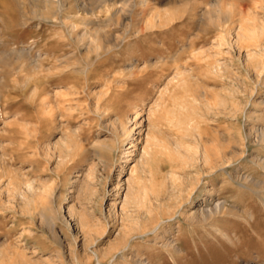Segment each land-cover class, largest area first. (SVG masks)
Returning a JSON list of instances; mask_svg holds the SVG:
<instances>
[{"label":"rangeland","instance_id":"374dc122","mask_svg":"<svg viewBox=\"0 0 264 264\" xmlns=\"http://www.w3.org/2000/svg\"><path fill=\"white\" fill-rule=\"evenodd\" d=\"M213 1L0 0V264H264V53L202 16ZM84 16L111 44L86 49ZM45 54L58 79L31 68Z\"/></svg>","mask_w":264,"mask_h":264},{"label":"bare ground","instance_id":"6f19581e","mask_svg":"<svg viewBox=\"0 0 264 264\" xmlns=\"http://www.w3.org/2000/svg\"><path fill=\"white\" fill-rule=\"evenodd\" d=\"M116 3V2H115ZM218 3V1L216 2V0H214L212 3H210V6H212L213 7V9H211V7H209V8H207V7H205V8H203V10H202V12H201V14H202V16L204 15V16H206L205 18H207V20L211 23V22H213V23H215V25H217L218 27H219V30L223 33L224 31H226L227 30V24H229V23H232L233 25H234V36H235V40H234V42H235V46H236V48L238 49V51H239V53H240V50H244L245 51V53L246 54H249V56H251L250 54H254V53H264V0H238V4L237 3H235L236 5H237V7H236V9H235V11L234 12H231V11H224L223 13H222V9L220 8V7H215V4H217ZM84 4V3H83ZM97 4V3H96ZM101 4H102V2H101ZM113 4V3H112ZM105 5V4H104ZM60 6V5H59ZM118 6V5H117ZM96 7V6H95ZM104 7V6H103ZM109 7V6H108ZM258 8V9H260L261 10V12H262V19H259L260 17L258 16H256V14H255V10L253 9V8ZM58 8H60V7H58ZM62 8H64L65 9V7H63L62 6ZM67 8V7H66ZM113 9V8H112ZM62 10V9H61ZM60 10V11H61ZM89 10H91V9H89ZM103 11V10H102ZM65 12V11H64ZM73 12V11H72ZM76 12V11H75ZM89 13V12H88ZM256 13H258V12H256ZM46 14H49V12H44V15H46ZM72 14V13H71ZM90 14H92V10H91V13ZM65 15V14H64ZM63 16V15H62ZM89 16V15H88ZM57 18H59V17H57ZM64 18H66L65 19V21H66V25L68 24V26H70V27H67V28H72L73 30L75 29L74 27L76 26V23L74 22V20L71 18V15L70 14H67L66 16H64ZM63 18V19H64ZM91 18H93V17H91ZM62 19V18H61ZM98 20V19H97ZM58 21V20H57ZM60 21V20H59ZM58 21V22H59ZM81 21V20H80ZM82 23H83V26H84V28L82 29V31L81 32H73V31H70V32H73V34H74V36L76 37V38H80V39H84L85 41H84V46L86 47V49L87 50H90V49H92L91 48V46L89 45L90 43H94V47L93 48H96V49H98V48H100L102 45H101V41H106V43L108 44H111L110 42H111V36H109V35H105V34H103L102 33V31H101V29L100 28H98V27H93L94 25L93 24H95V25H97L96 24V22H94L92 19H87V17H82V21H81ZM91 24V27L89 26ZM77 27V26H76ZM217 27V28H218ZM230 31V30H229ZM104 33H105V31H104ZM220 34V36L221 35H223V34ZM86 38V39H85ZM113 39V38H112ZM233 39H234V37H233ZM244 51H243V53H244ZM24 53V54H23ZM59 54H45V56H42L41 57V55H40V57H41V59L38 61V62H36V60L34 59V58H30L29 59V61H30V66H31V68L32 69H34L37 65V63H38V66H39V68L41 69V70H43V71H46L45 73L47 74V76L46 75H43V76H46V77H49L48 79H50L52 76H54V78L56 77L55 75H49V73L48 72H50V70L53 72V70H52V68L53 69H60V71H61V68L60 67H58V66H63L62 64L64 63V62H62V61H64L63 60V58H60L59 56H58ZM64 55V54H63ZM69 55V54H68ZM260 55V54H259ZM29 56V55H28ZM248 56V55H247ZM7 57H9L8 56V54H0V61H2L3 59L2 58H7ZM15 59H18V58H29V57H27V54H25V51H23V50H20V51H18V54H14V56H13ZM39 57V56H38ZM48 57H50V58H52L53 59V61H54V63H56L55 65H53V63H45L44 61L45 60H48ZM252 57H254V56H252ZM256 57V56H255ZM50 58H49V60H50ZM249 58V57H248ZM258 59V58H257ZM256 59V60H257ZM26 60V59H25ZM67 60V59H66ZM253 60H255V59H253ZM255 60V61H256ZM217 61V60H216ZM259 61V60H258ZM263 61V60H262ZM48 62V61H47ZM218 62V61H217ZM259 62H261V61H259ZM253 63V62H252ZM256 63H257V61H256ZM263 65V64H262ZM262 65H261V68H262ZM37 66V67H38ZM65 66V65H64ZM255 66H259L258 64L257 65H255ZM21 67L22 66H17V67H12V68H14V69H16V70H18V69H21ZM216 67H217V65H216ZM30 68V69H31ZM63 68V67H62ZM256 68H259V67H256ZM261 68H259V69H261ZM14 69H12V70H14ZM258 69V70H259ZM7 70H10V69H7ZM58 70L57 71H55L56 73H59L58 72ZM11 72V71H10ZM15 73H16V71H15ZM44 73V74H45ZM4 74V73H3ZM12 74V73H11ZM10 74V76H12ZM59 74H61V72L59 73ZM8 76H9V74H7ZM6 75V76H7ZM58 75V74H57ZM69 75V74H68ZM4 76V75H3ZM3 76H0V83L1 82H3ZM62 76V75H61ZM176 76V75H175ZM46 77H43V79L42 80H44V81H47L48 79L46 78ZM58 77L59 76H57L56 78L58 79ZM61 78H59V80H60ZM55 80V79H54ZM53 80V81H54ZM57 81V80H56ZM60 82H62V81H60ZM45 83V82H44ZM55 84V83H54ZM2 85V84H1ZM43 86V85H42ZM2 87V86H1ZM45 87H47V86H45ZM44 87V88H45ZM71 87H73V85L71 86ZM39 88L41 89L42 87L41 86H39ZM44 88H42L43 89V93L45 94V96H44V98H43V100H42V102H41V105L43 106V108L45 109V110H47L48 112L50 111H52V109H54V117H52L51 119H52V122L54 121V122H56L57 120H59L60 121V119L61 118H63L64 117V110H63V108H66V110L67 109H70V106H68V107H65V105H64V103H62L61 101H62V99L64 98V97H62L61 98V100L60 101H55V100H53L55 97H51V96H57L58 94H59V96L63 93H60L59 91H61V90H59V91H54L52 94H50V90L48 91V90H46V89H44ZM48 88V87H47ZM66 88H67V86H66ZM36 89V88H35ZM41 89V90H42ZM69 89H70V87L67 89L68 90V92H69ZM72 89V88H71ZM70 89V90H71ZM77 89V88H76ZM1 90V89H0ZM41 90H40V92H41ZM74 90H71L70 92H69V94H71V92H73ZM1 92V91H0ZM32 92H34V90L32 91ZM59 92V93H58ZM65 92H67V91H65ZM68 92L66 93L67 95H69L68 94ZM31 94V93H30ZM63 94H65V93H63ZM62 94V95H63ZM51 95V96H50ZM61 95V96H62ZM64 96V95H63ZM66 96V95H65ZM2 98H3V96H2ZM68 98V97H67ZM60 99V98H59ZM64 99H66V98H64ZM69 99V98H68ZM68 99L66 100V101H68ZM63 101H65V100H63ZM65 101V102H66ZM72 101V100H71ZM53 105H55V106H53ZM55 107V108H54ZM53 112V111H52ZM67 113H69L68 111H66ZM66 115H68V114H66ZM48 120H50V119H48ZM62 120V119H61ZM141 123V122H140ZM50 124V123H49ZM62 124H61V122H59L58 123V125L56 126V127H58V126H61ZM260 128V127H259ZM250 130V129H249ZM72 132H71V134L70 135H65V136H59V139H58V142H56V144L58 145L57 146V148H58V154L56 155V158H57V160L58 161H63L64 159H66V157H68V156H70V152H71V150H72V137L73 136H76V130L74 131V130H71ZM251 131V133H253L254 135H253V139H254V141H255V143L257 142V143H259V144H261V145H264V126H263V128L262 129H257V130H253V128H252V130H250ZM250 133V134H251ZM62 135V134H61ZM252 135V134H251ZM118 136V135H117ZM134 140V139H133ZM133 140H131V144L130 145H135L136 143H134V141ZM253 141V140H252ZM75 142V141H74ZM107 145V144H106ZM56 147V146H55ZM78 147V146H77ZM133 147V146H132ZM190 148V147H189ZM196 148V147H195ZM190 150H191V148H190ZM196 150H198L197 148H196ZM192 151V150H191ZM206 151V150H205ZM222 151V150H221ZM224 152V151H223ZM200 153V152H199ZM220 154H218V156H219ZM204 156V160L205 161H208L209 160V156H205V155H203ZM226 157V156H225ZM221 158H224V157H222L221 156ZM217 159V158H216ZM220 160V159H219ZM228 160V159H227ZM263 165H264V158H259L258 159ZM218 161V160H217ZM223 162V161H222ZM221 162V163H222ZM262 165V166H263ZM89 169V168H88ZM91 171V170H90ZM91 174V173H90ZM89 172H88V178H89ZM86 179V178H85ZM87 180V179H86ZM84 182V181H83ZM127 182V181H126ZM129 186V185H128ZM135 202V199L131 196V195H129L128 196V194L127 193H125V195H124V197H123V199H122V202H121V209H125V207H127L128 205L130 206V203H134ZM128 206V207H129ZM221 206V205H220ZM34 207V206H33ZM51 208V207H50ZM45 209H47V208H44L43 209V211L45 210ZM34 210V209H33ZM48 210V209H47ZM47 210L46 211H44L45 213L43 214V211H41L42 213H41V215H43V217H45L48 221H50L51 222V220H52V222L51 223H53V218L51 219L50 218V215L49 214H52V213H50V212H52L51 210L49 211V213L47 212ZM210 211V210H209ZM53 212H55V211H53ZM194 212V211H193ZM48 213V214H47ZM204 213V212H203ZM82 214V213H81ZM51 216H53V215H51ZM81 217L82 216H80V224L81 225H86V223L83 221V220H81ZM83 218V217H82ZM189 218V217H188ZM87 220V219H86ZM50 222H48V223H50ZM50 225V224H49ZM90 225V224H89ZM138 226V225H137ZM89 227V226H88ZM128 228H130L129 226H128ZM126 230V229H125ZM126 234V233H125ZM124 234V235H125ZM127 234H128V232H127ZM132 234V233H131ZM122 235V234H121ZM127 236V235H126ZM125 236V237H126ZM127 239V238H126ZM145 264V263H144Z\"/></svg>","mask_w":264,"mask_h":264}]
</instances>
